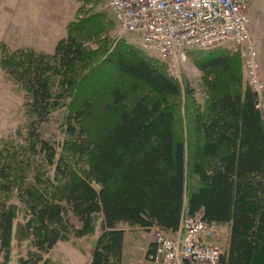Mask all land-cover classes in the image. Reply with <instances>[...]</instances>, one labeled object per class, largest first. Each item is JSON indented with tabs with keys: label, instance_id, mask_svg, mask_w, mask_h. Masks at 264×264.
<instances>
[{
	"label": "trees",
	"instance_id": "trees-1",
	"mask_svg": "<svg viewBox=\"0 0 264 264\" xmlns=\"http://www.w3.org/2000/svg\"><path fill=\"white\" fill-rule=\"evenodd\" d=\"M71 27L51 53L0 46L5 77L25 93L26 129L22 147L0 144L1 264L9 263L13 242L27 243L16 264H56L43 256L58 242L81 238L91 240L87 264H121V224L172 236L183 216L228 226L220 264H264V107L250 87L217 93L214 72L229 75V56L217 54L219 46L185 51L211 50L194 61L211 75L215 95L207 114L193 115L194 153L189 118L175 133L174 77L131 48L117 50L113 63L149 94L127 107L114 88L105 108L116 119L92 139L84 121L90 105L66 113L58 147L39 128L70 103L69 70L83 57ZM81 162L84 169L73 166ZM188 177L195 186L186 194ZM153 249L149 244L147 257Z\"/></svg>",
	"mask_w": 264,
	"mask_h": 264
},
{
	"label": "rangeland",
	"instance_id": "rangeland-1",
	"mask_svg": "<svg viewBox=\"0 0 264 264\" xmlns=\"http://www.w3.org/2000/svg\"><path fill=\"white\" fill-rule=\"evenodd\" d=\"M64 4L67 14L66 27L72 24L71 31L77 36L78 44L83 50V57L69 70V76L73 79L74 84L68 107L63 110L62 114H55L51 121L42 124L39 128L40 136L58 147L63 141L59 123L66 113H72L88 103L91 115L84 121L89 131V137L92 139L100 135L103 129L112 126L116 119L117 115L105 108L106 105L111 104V92L114 88L117 87L122 91L125 96L124 104L127 107L135 99L149 94L148 89L142 83L119 72L113 63V56L117 50L138 49V52L170 76L169 64H163L156 58L143 54L139 48L141 45L139 35L133 32H123L119 28L113 20L108 0H85L82 4L79 0H70ZM60 5L62 6V2ZM247 15L249 38L256 51V73L263 84V90L258 97L264 107V0H250ZM66 34L67 29L65 28L63 37ZM2 44L11 50L10 45ZM207 51H191L187 55H179L176 59L178 76L172 78L180 90L176 99L177 108L174 112L176 117L175 133L179 135L180 124L185 126V119L189 118L188 121L191 125L188 134L191 139L190 152L192 153L195 152L193 143L196 140L192 128L193 115L207 114L209 100L215 96L208 82L211 75L202 70L195 62L202 54L201 52ZM216 51L217 54L229 56L230 62L229 75L223 74L221 71L214 72V76L217 77V93L250 87L245 72V48L224 43ZM24 96L25 93L19 87L8 81L0 66V144H9L16 148L24 145L26 129L21 108ZM173 100V98L169 99L171 102ZM181 120L182 122H180ZM73 166L84 169L86 163H74ZM187 180L186 194L190 186H195L192 178L188 177ZM70 219L74 224H77L73 216L70 215ZM120 226L127 227L126 224ZM215 229L218 232L215 241L224 251L227 246L228 226L220 225ZM152 238V231L135 228L126 232L122 242L121 264H155L146 256L149 239L153 240ZM90 243V239L84 238L58 242L51 252L43 257L50 258L56 264H87L90 258ZM26 245V242L19 246L13 242L12 255L8 264H16L17 256L25 255Z\"/></svg>",
	"mask_w": 264,
	"mask_h": 264
},
{
	"label": "built area",
	"instance_id": "built-area-1",
	"mask_svg": "<svg viewBox=\"0 0 264 264\" xmlns=\"http://www.w3.org/2000/svg\"><path fill=\"white\" fill-rule=\"evenodd\" d=\"M250 0H108L112 16L123 32L141 38L144 51L165 60L178 76L176 59L188 49H209L230 43L244 47L245 72L259 96L263 84L257 75L256 51L249 38ZM215 226L198 218H181L172 236L153 232L155 264H220L222 248Z\"/></svg>",
	"mask_w": 264,
	"mask_h": 264
},
{
	"label": "crops",
	"instance_id": "crops-1",
	"mask_svg": "<svg viewBox=\"0 0 264 264\" xmlns=\"http://www.w3.org/2000/svg\"><path fill=\"white\" fill-rule=\"evenodd\" d=\"M67 1L70 0H0V45L51 53L65 33ZM120 227L124 235L136 228Z\"/></svg>",
	"mask_w": 264,
	"mask_h": 264
}]
</instances>
